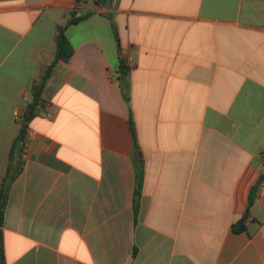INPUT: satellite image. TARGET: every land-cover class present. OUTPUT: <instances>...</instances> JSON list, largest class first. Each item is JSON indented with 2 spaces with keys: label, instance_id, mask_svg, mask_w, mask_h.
I'll use <instances>...</instances> for the list:
<instances>
[{
  "label": "crops",
  "instance_id": "1",
  "mask_svg": "<svg viewBox=\"0 0 264 264\" xmlns=\"http://www.w3.org/2000/svg\"><path fill=\"white\" fill-rule=\"evenodd\" d=\"M75 4L0 0V193ZM86 12L22 144L7 264H264V181L233 230L264 173V0H82Z\"/></svg>",
  "mask_w": 264,
  "mask_h": 264
},
{
  "label": "trees",
  "instance_id": "2",
  "mask_svg": "<svg viewBox=\"0 0 264 264\" xmlns=\"http://www.w3.org/2000/svg\"><path fill=\"white\" fill-rule=\"evenodd\" d=\"M82 2V0H76V4L74 9L71 11V16L69 21L66 25H59L56 27L55 33V42H56V55L54 61L47 67L44 75L41 79L34 85L32 89V100L28 104L27 110L22 117V128L20 131L19 136L15 140L11 152H10V159L9 164L6 170V174L3 179L2 183V190L0 193V264H7L6 261V254H5V242H4V233H3V225L5 219V213L8 205L9 199V192L12 183L21 175L23 168H24V151L22 144L26 140L28 135L30 123L38 116L40 109L43 105L44 98L43 94L45 88L53 75L54 69L61 63V62H69L70 59L74 55V47L69 41L67 37V30L70 26L78 24L93 14L92 12H86L84 14L78 15V6ZM97 6H103L107 3V0H94ZM115 35L116 41L118 44V51H119V60H120V80L122 89L124 91V97L126 101L129 103L130 99L128 93L126 92L127 89V80L131 72V68L128 65L127 60L123 56V49L119 34L117 29L115 28ZM130 129L133 135V139L136 146V154L138 160V183L135 191V200H134V207H135V216H138L140 210V201L142 195V182H143V158L141 153L139 152L138 142H137V130L136 124L133 118V115L130 117ZM264 181V173L260 177L258 185H255L252 189L249 203L241 220L234 225L233 230L235 233H241L246 230V222L251 217V210L254 205L256 196L255 193L259 187V184Z\"/></svg>",
  "mask_w": 264,
  "mask_h": 264
},
{
  "label": "built area",
  "instance_id": "3",
  "mask_svg": "<svg viewBox=\"0 0 264 264\" xmlns=\"http://www.w3.org/2000/svg\"><path fill=\"white\" fill-rule=\"evenodd\" d=\"M263 192H264V187H263Z\"/></svg>",
  "mask_w": 264,
  "mask_h": 264
}]
</instances>
